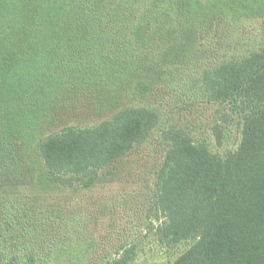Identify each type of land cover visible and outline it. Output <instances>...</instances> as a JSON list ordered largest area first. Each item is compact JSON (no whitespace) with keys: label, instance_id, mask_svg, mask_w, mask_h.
Returning a JSON list of instances; mask_svg holds the SVG:
<instances>
[{"label":"trees","instance_id":"1","mask_svg":"<svg viewBox=\"0 0 264 264\" xmlns=\"http://www.w3.org/2000/svg\"><path fill=\"white\" fill-rule=\"evenodd\" d=\"M123 176L167 264H264V0H0V264L136 260Z\"/></svg>","mask_w":264,"mask_h":264},{"label":"rangeland","instance_id":"2","mask_svg":"<svg viewBox=\"0 0 264 264\" xmlns=\"http://www.w3.org/2000/svg\"><path fill=\"white\" fill-rule=\"evenodd\" d=\"M143 146L140 148V151L143 155H146L152 149V145L148 144L145 148ZM138 155L139 153L137 151L134 154L132 153L129 158H126L125 163L132 161L131 159H136ZM143 158L141 166L145 168L150 158L148 156H144ZM146 183L144 180L134 181L131 176H123L121 180L115 179L111 184L99 185L92 193L96 196V199L98 197L99 199L111 200L113 197L114 201L117 200L120 205H124L127 208L126 221L128 222L129 220L128 229H130V240L142 241V246H144L143 252L130 264H167L166 256L161 254L159 246L155 245L152 235L150 234L144 240L142 239V236L146 232L142 226L147 219L145 204L149 200L147 198L149 191L145 188ZM45 248L47 250L48 247ZM61 253L58 256L45 260L44 264H70L63 262L66 255L64 252Z\"/></svg>","mask_w":264,"mask_h":264}]
</instances>
